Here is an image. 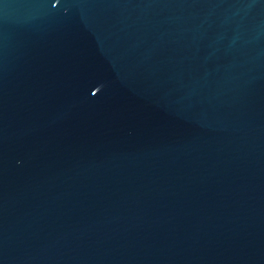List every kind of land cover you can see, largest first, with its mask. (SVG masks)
<instances>
[{"label":"water","instance_id":"obj_1","mask_svg":"<svg viewBox=\"0 0 264 264\" xmlns=\"http://www.w3.org/2000/svg\"><path fill=\"white\" fill-rule=\"evenodd\" d=\"M0 264H264V0H0Z\"/></svg>","mask_w":264,"mask_h":264}]
</instances>
